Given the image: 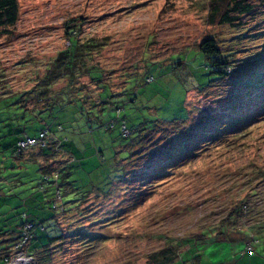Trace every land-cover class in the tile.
Wrapping results in <instances>:
<instances>
[{"label":"rangeland","instance_id":"obj_1","mask_svg":"<svg viewBox=\"0 0 264 264\" xmlns=\"http://www.w3.org/2000/svg\"><path fill=\"white\" fill-rule=\"evenodd\" d=\"M206 1L18 0L19 19L10 29L12 34L0 35V95L7 87L9 95L34 90L56 54L68 46L65 23L76 19L83 23L81 39L103 41L104 46L94 54L92 63L105 71V81L114 97L121 96L124 82L131 78L127 88L134 91L126 109L133 110L135 124H158L141 137L133 134L124 139L117 120L105 130L97 123H86L84 114H73V107L65 105L56 113L52 130L60 123L65 127L55 134L67 139L61 151L72 154L70 166L74 173L70 178L74 188L84 193L97 188L104 195L93 193L88 203L76 211L77 216H55L47 208L46 215L34 210L41 225L36 229L38 239L28 246L31 252L42 238L44 242L54 215L64 240L53 250L51 264H151L152 254L171 244L181 245L204 228L218 226L234 191L232 187L247 180L244 177L238 183L237 171L245 167L241 175L249 174L254 163L264 170V87L217 81L201 92L193 89L210 78L205 70L209 64L197 52V45L207 38L217 39L222 50L233 47L230 51L234 52L235 65L242 67L234 81L247 82L255 74L264 81V0H255L258 7L239 30L207 26ZM145 72L154 78L152 83H144ZM62 82H57V89L63 87ZM81 83H86L88 95L95 91L87 79ZM115 113L105 112L101 123L108 124ZM187 118V128L193 132H197L195 126L199 122L213 118L232 122L233 128L245 126L246 134L239 143L243 149L205 152L196 158H190L187 152L180 154L175 149L182 142L184 129L165 123ZM26 133L36 137L39 126H29ZM123 133L129 136L127 130ZM193 140L190 147L196 150L198 140ZM127 150L130 158L124 161ZM36 151L28 150L25 156L38 157ZM1 156L0 176L5 180L18 171H4L10 161H2ZM42 164L41 159L23 163L16 179L30 181L35 189ZM259 183L250 201L264 215V184ZM13 192L6 205L5 199L0 200L4 204L0 206V226L8 218L14 226L19 212L26 210L15 207L19 204L18 194ZM33 194L43 196L34 190ZM75 198L68 195V200ZM248 243H212L196 249L208 264L240 258L243 252L264 259V242L252 245L253 254L248 251ZM186 249L182 244L181 259L188 257L184 254Z\"/></svg>","mask_w":264,"mask_h":264},{"label":"trees","instance_id":"obj_2","mask_svg":"<svg viewBox=\"0 0 264 264\" xmlns=\"http://www.w3.org/2000/svg\"><path fill=\"white\" fill-rule=\"evenodd\" d=\"M206 3L208 11L206 25L226 26L232 30H239L245 27L246 17L253 15L258 7L255 0H207ZM18 19V0H0V35H11L10 29L16 25ZM82 26L83 23H79L76 19L65 23V37L68 41V46L56 54L55 59L49 64L48 69H46L45 74L34 90H26L9 95L10 89L7 87L1 93L4 95H0V154L2 155V161L7 158L10 161L4 171H18L16 174L8 175L5 180L0 176V197L6 196L5 192L9 188L7 186L8 182L9 184L12 181L14 182L15 180L13 179L21 173L22 166L17 165L15 159L17 161L22 160L28 150L35 151L37 149L36 153L38 156L46 157L48 164L47 166L39 165L38 169L41 176L36 184V193L45 195L50 189L52 190V196L48 201H44V208L51 210L55 216L62 213H72V216H77L76 211L88 203L89 197L93 193L100 197L104 195L97 188L84 193L82 190L74 188V183L71 182L72 179L70 177L74 173L73 166H70L72 165V154L64 150V152L61 151L67 139H61L55 134V131H64L65 127L60 123L56 125L57 129L54 131L51 124L54 116L59 110L61 111L64 108L63 106L73 107L75 109L73 114L75 112V115L82 113L85 115L86 123H97L100 127H104L105 130H109L113 126V121L117 120L120 129L119 134L124 139H128L133 134H135L134 137H141L145 133L155 130L158 125L135 124L136 119L134 118L135 115L132 114L133 110L128 111L126 109V106L131 104L128 97H132L131 94L134 91V88H127L128 81L131 78L124 82V89L120 93L121 96L114 97L108 83L105 81V71L97 64L92 63L94 54L104 46L102 45L103 41L91 38L81 39ZM217 42L215 38H207L197 45V52L209 64L205 70L206 74L210 75V78L204 84L197 85L193 89L201 92L212 87V84L217 81L227 83L231 81L235 86L245 85L248 87L251 85L252 88L264 87L263 78L261 76L257 77L256 74L247 82L238 80L239 83L234 81L242 67H240L241 65H235L237 61L233 57L234 52L230 51L233 47L230 50L227 47L228 51L224 50V48L222 50ZM142 75H144L145 84H150L154 81V78L147 75V72ZM85 79L88 80L87 84L95 89L93 93H90L91 95H88L85 91L86 83H81V80ZM61 81H63L64 85L57 89V82ZM115 99L116 101H114ZM114 111L116 113L112 120H108V122L110 121L108 124L101 123L105 112ZM123 113L125 115H122ZM128 121L131 124L128 125ZM188 123L189 118L165 123L177 125L179 130L184 129V136L181 137L182 142L179 143V148L175 149H179V153L182 155L187 152L190 158H196L200 156V153L205 152L221 150L230 153L236 149H238L236 151L243 149L239 146V143L243 141L242 138L246 134V131H244L245 126L233 128L232 122L223 123L221 119L213 118L207 122L205 120L199 122L198 126H195L197 132H193L191 128H187ZM36 124L39 126V133L36 137H31L26 133V129ZM234 124H239V122L235 121ZM239 126L242 125L239 124ZM124 130L128 131L129 136L124 135ZM43 131L46 133L44 138L45 146L43 148L39 146L25 150L19 148L18 143L25 139L39 140V135ZM192 138L198 140L196 144L199 147L196 150L190 147L194 141ZM131 140H129V143H131ZM56 154L61 155L63 158L61 162L54 160L55 157L53 155L55 156ZM126 157L124 161H129L130 152L128 150ZM48 159H52V161ZM52 163L57 164V167L52 168ZM242 169H245V167H242ZM242 169L236 172L235 177H239L238 183L244 177L247 180L244 178L245 180L232 187L234 190L232 192L233 195L231 194L229 200L227 199L228 204H225V215L218 226L215 228H204L198 235L180 243L181 245L185 244L187 248L184 252L188 256L187 259H181L183 254V252H180L181 245L171 244L149 256L151 264H175L178 262H181V264H197L201 259V251L196 248L199 246L201 248L206 244L234 243L244 240L249 241L248 246L250 247L253 244L264 242V221L261 220L264 215L260 214L254 206L255 204L250 201L256 195V184L259 182V184L261 182L264 184V170L256 167L255 163L249 174L245 172L241 175L244 171ZM120 173L122 174V171ZM229 191H231V188ZM68 195H74L76 198L73 201L68 200ZM66 196L67 198L65 199ZM50 204L52 205L49 206ZM54 215L48 228L49 233L45 237L44 242L43 238L41 242L39 241L40 244L34 252H31L28 246L38 239L36 229L41 223L36 220V216L25 212L18 216L19 223L17 225L6 230L5 228L4 230L0 228V264H5L14 255L22 252L34 259L33 264H51L53 250L57 249L64 240V233ZM257 215L259 217H256ZM49 218H52V215ZM28 222L33 225V228L29 231L26 229V223ZM76 222L77 220L74 223ZM25 235L29 238L26 246L18 248Z\"/></svg>","mask_w":264,"mask_h":264},{"label":"crops","instance_id":"obj_3","mask_svg":"<svg viewBox=\"0 0 264 264\" xmlns=\"http://www.w3.org/2000/svg\"><path fill=\"white\" fill-rule=\"evenodd\" d=\"M53 157H55L54 160H56V161H60L61 162V160H62V159H59V158H62L61 155H57L56 154L55 156L53 155ZM40 159L42 160L43 165L44 166H47L46 163L48 161H47L46 157H44V156L41 157V155L38 156V157L33 156L31 159H29L28 156L26 155L22 160H18L17 161L15 159V161L18 163V165H21L22 166L23 163H29L30 160H37V161H39ZM48 160L49 161H52V159H48ZM52 164H54V163H52ZM13 180H15V181L14 182L12 181L10 184L8 182V184H7V186H9V188L6 190L7 196L1 197L0 200L3 201V199H5L4 203L6 205V199L12 197L11 191H14L13 193L17 192V194H18V197L16 196L17 198L16 197L15 198H16L17 202L19 203L15 207L16 208L22 207V208L26 209L23 212H19V215H22L26 211L28 213L31 210H32V214L34 216H36L33 213L34 210L35 211H39L40 213L43 212V214H45V212H44V210H45V208H44V201L45 200L48 201L49 198L52 196V190L50 189L47 192V194H45V195L43 194V196L35 195V194H33V190L36 192V189H37L36 186L37 185H35L34 186L35 189H33V186H31L29 184V182H25L22 179H16V178L13 179ZM29 186H31V187H29ZM15 189H18V190L15 191ZM24 194H26V195L23 196ZM22 197H23V199H21ZM1 205L3 206L4 204H1L0 203V206ZM6 214H7V212L4 213V215H6ZM43 214H40V217L41 218H43V216H42ZM0 218H1V215H0ZM6 221H8V222L5 224ZM2 223H4V224H2ZM12 223H13V221L10 222L9 221V218L8 219H3L1 221V224L3 226H0V228L3 229V230H4V228H5V230L7 228H12L13 227ZM18 223H19V221L17 219L15 225H17ZM247 247H248V249L251 248V251H249V250L248 251L250 252V254H253L254 249L252 248V246H250V247L247 246ZM197 264H208V263H204V261H203V259L201 257L200 261ZM216 264H264V259H260V258H255V257H252V256H248L247 254H245L243 252L242 253V256L240 258H236V259L234 258L231 261H227V262L226 261L224 262L223 260H221L219 263H216Z\"/></svg>","mask_w":264,"mask_h":264},{"label":"built area","instance_id":"obj_4","mask_svg":"<svg viewBox=\"0 0 264 264\" xmlns=\"http://www.w3.org/2000/svg\"><path fill=\"white\" fill-rule=\"evenodd\" d=\"M45 132L43 131L39 135V140L35 139H25L24 141H21L18 143V146L21 150H25L27 148L39 146L43 148L45 146L44 138H45ZM41 141V142H39ZM33 228V225L31 222L26 223V229L27 231L31 230ZM28 236L25 235V237L21 240L18 248H24L27 244L28 241ZM251 251V248L248 249ZM34 259L30 256L25 255L23 252L22 253H17L14 257H12L8 262L5 264H33Z\"/></svg>","mask_w":264,"mask_h":264}]
</instances>
